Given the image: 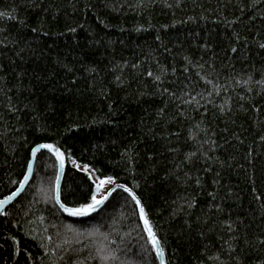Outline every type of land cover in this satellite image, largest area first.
<instances>
[{
	"label": "trees",
	"instance_id": "obj_1",
	"mask_svg": "<svg viewBox=\"0 0 264 264\" xmlns=\"http://www.w3.org/2000/svg\"><path fill=\"white\" fill-rule=\"evenodd\" d=\"M262 44L264 0H0V200L49 143L60 202L112 176L165 264H264ZM57 168L33 157L0 264H159L127 193L69 215Z\"/></svg>",
	"mask_w": 264,
	"mask_h": 264
},
{
	"label": "snow or ice",
	"instance_id": "obj_2",
	"mask_svg": "<svg viewBox=\"0 0 264 264\" xmlns=\"http://www.w3.org/2000/svg\"><path fill=\"white\" fill-rule=\"evenodd\" d=\"M74 31V29H72ZM261 47H264V44L261 45ZM233 51H236V49H233ZM135 67V66H134ZM149 76H152L153 73L149 72ZM156 80H159L160 77L156 76ZM41 149H47L50 153H54L56 156V160L59 162L60 169L64 168V153L60 151L58 147H55L52 144L49 143H42L38 144L35 147L31 148V155L35 156L38 152H40ZM75 164V161H73ZM28 172H32V162L31 160L28 161ZM84 171H90L88 165L83 166ZM90 180H92V184L89 186L88 194L85 196L86 202L82 204L80 207L77 208H70L66 207L65 204L60 203L61 209L68 212L69 215L72 216H87L92 212H96L101 205H104L105 202L117 191V189H122L123 192L128 193V195L131 197L132 201L135 203V205L139 209L140 217L144 220L145 228L148 234V241L152 246V250L156 253L157 258L162 257L164 253L163 247H161L160 240L157 238L155 232L152 230V227L149 225V222L145 215V209L141 204V200L138 198V196L128 187L122 184H116L115 187H112L111 190L105 189L106 194L100 195L99 198L98 194L100 193L101 188L109 181H113L112 176H107L104 179H99V182H96V180L93 177H89ZM30 176L28 174H25L23 176V180H21L19 183L21 185H25L29 182ZM59 180L60 175L59 172H57L56 175V181H57V189H56V196L55 200L59 203L60 201V189H59ZM22 191L21 188H17L16 191L12 192L11 196L5 197L3 200H0V206H3L5 204H8L9 201L13 199V197H16L20 192ZM72 193H69L71 195ZM90 201V202H87ZM191 206V205H190ZM3 212H0V215H3ZM99 258L101 261H107L110 258H114L112 256V253L110 251H106V249L101 248L97 251L95 256H90L92 259ZM76 264H79V261L76 262ZM161 264H163V260H161Z\"/></svg>",
	"mask_w": 264,
	"mask_h": 264
},
{
	"label": "water",
	"instance_id": "obj_3",
	"mask_svg": "<svg viewBox=\"0 0 264 264\" xmlns=\"http://www.w3.org/2000/svg\"><path fill=\"white\" fill-rule=\"evenodd\" d=\"M38 145V144H37ZM36 146V145H35ZM34 146V147H35ZM43 150H46V151H48L47 149H43ZM49 152V151H48ZM53 156H54V158L56 159V156H55V154L54 153H51ZM33 155H31V151H30V159L29 160H31V162H32V165H33ZM56 162H57V165H58V168H57V172H59V175H60V180H59V186H60V182H61V179H62V175H63V171H64V168H65V164H64V168L63 169H60V167H59V162L56 160ZM26 174H28L29 176H31V173H29L28 172V168H27V171H26ZM116 184H121V183H118V182H115V183H113V184H111V186L108 188V190H111V188L112 187H115V185ZM25 186H26V184L25 185H19L17 188H21L22 189V191L24 190V188H25ZM56 189H57V181H56V179H55V184H54V200H55V196H56ZM120 190H122V189H120ZM16 191V190H15ZM21 191V192H22ZM123 191V190H122ZM20 192V193H21ZM19 193V194H20ZM12 194V193H11ZM11 194L10 195H8V196H11ZM18 194V195H19ZM104 194H106V192L104 193ZM128 194V193H127ZM17 195V196H18ZM16 196V197H17ZM16 197H13V199L11 200V201H13ZM11 201H9V203L11 202ZM55 202H56V200H55ZM8 203V204H9ZM60 201H59V203L58 202H56V204L60 207ZM8 204H5V205H3V206H0V212L8 205ZM66 206V205H65ZM102 206V205H101ZM100 206V207H101ZM66 207H70V208H77V207H80V206H76V207H72V206H66ZM137 207V206H136ZM61 208V207H60ZM137 211H138V214H139V216H140V213H139V209H138V207H137ZM93 213V212H92ZM141 218V217H140ZM147 218V217H146ZM148 220V219H147ZM142 221L144 222V220L142 219ZM149 222V221H148ZM150 225V224H149ZM158 260H159V264H161V260H163V264H165V262H164V258H163V256L162 257H159L158 258Z\"/></svg>",
	"mask_w": 264,
	"mask_h": 264
},
{
	"label": "rangeland",
	"instance_id": "obj_4",
	"mask_svg": "<svg viewBox=\"0 0 264 264\" xmlns=\"http://www.w3.org/2000/svg\"><path fill=\"white\" fill-rule=\"evenodd\" d=\"M75 165L77 166V167H79L80 169H83V166H84V164H81V163H78V162H75ZM95 180H96V182H99V180L97 179V178H94ZM111 181H109V182H107L102 188H101V190H100V193L98 194V197L97 198H99V196L100 195H103L104 193H105V189H108L110 186H111Z\"/></svg>",
	"mask_w": 264,
	"mask_h": 264
}]
</instances>
